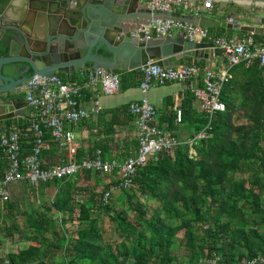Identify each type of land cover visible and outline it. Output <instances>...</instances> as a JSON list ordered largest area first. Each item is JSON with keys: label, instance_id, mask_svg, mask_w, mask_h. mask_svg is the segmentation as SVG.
<instances>
[{"label": "trees", "instance_id": "trees-1", "mask_svg": "<svg viewBox=\"0 0 264 264\" xmlns=\"http://www.w3.org/2000/svg\"><path fill=\"white\" fill-rule=\"evenodd\" d=\"M226 7L227 11L241 9L235 4L223 9ZM210 32L222 35L228 30ZM255 36L264 39V35ZM102 54L110 56L105 50ZM184 61L201 70L198 80L203 86L208 64L189 58ZM115 72L121 75L122 89L142 74L139 70ZM230 72L232 77L222 93L227 110L215 116L212 137L196 147L197 157H191L184 147L149 159L137 169L129 190L114 193L120 194L119 210L103 200L115 183L105 184L103 174L82 170L70 178L40 183L43 210L34 206L25 211L33 227L30 245L9 253L7 264H35L36 260L45 264L50 255L46 247L49 232L57 236L55 247L69 259L62 264H131L132 260V264H203L214 254L221 255L226 264H248L264 256V65L255 59L250 66L241 63ZM187 95L189 99L178 109L182 121L193 119V132L199 134L210 118L193 114L190 103L195 96L192 91ZM236 106L244 109L241 115ZM171 113L172 128L177 114L175 110ZM58 145L48 131L41 156L43 168L66 161L67 152L55 148ZM4 156L2 151V177L7 164ZM85 158L86 153L80 152L79 160ZM53 185L57 191L48 200L47 190ZM14 187L12 199L0 202V233L7 239L29 233L21 230L17 219ZM61 213L62 226L57 231L60 219L54 217ZM69 221L77 223L73 236Z\"/></svg>", "mask_w": 264, "mask_h": 264}, {"label": "built area", "instance_id": "built-area-1", "mask_svg": "<svg viewBox=\"0 0 264 264\" xmlns=\"http://www.w3.org/2000/svg\"><path fill=\"white\" fill-rule=\"evenodd\" d=\"M202 1V2H200ZM147 0L148 7L162 12H177L180 9L196 12L199 17L201 10H213L218 6L219 13L224 14L223 7L235 4L252 12L264 9V2H245L230 0ZM174 32L183 34L190 42H210L217 49L223 50V56L228 61V72L216 73L206 70L204 85L191 88L193 96L198 101L201 110L206 113L210 122L204 131L199 133L187 144L174 138L164 130L159 120L157 107L145 96L142 100L132 101L130 112L137 117L139 133V149L137 154L124 162L108 161L102 150L96 157L79 160V144L70 126L79 124L83 119L92 118L102 112L103 106L99 99L94 100L90 107H82L80 99L86 91L100 88L106 95H116L122 91L121 75L104 68H88L80 71L81 83L65 81L60 75L43 77L33 76L26 88V101L35 111L36 119L25 124L4 128L0 132V163L2 151L7 160L5 177L0 175V202L5 203L13 197V187L21 182L37 186L40 183L53 182L65 177H73L82 170L103 175L118 174V179L105 194L103 200L110 203L114 193L129 190L132 178L139 167L144 166L151 158L169 152L174 154L180 148L188 147L189 155L197 157L196 147L212 135V123L217 114L226 112L227 105L222 100V93L229 80V71L240 63L251 65L255 59H260L264 65V42L252 45L249 38L219 37L211 34L207 28L198 24L184 22L163 16H155L147 22L136 26L131 34L143 40L155 38H172ZM199 38L202 40L200 41ZM141 88L149 93L156 84L165 83H196L201 70L197 66L185 67L189 70V78L184 72L170 67L153 65L141 67ZM177 121H182V111L176 110ZM57 140L59 145L67 150V159L48 168L41 166V156L47 146V135ZM225 259L214 254L203 264H226ZM248 264H264V256L248 262Z\"/></svg>", "mask_w": 264, "mask_h": 264}, {"label": "water", "instance_id": "water-1", "mask_svg": "<svg viewBox=\"0 0 264 264\" xmlns=\"http://www.w3.org/2000/svg\"><path fill=\"white\" fill-rule=\"evenodd\" d=\"M145 11L177 20L188 18V23L207 30L264 35V24L244 23L237 13L223 20L191 17L152 10L146 0H0V125L22 116L20 105L28 104L22 93L35 75L64 73L69 77L88 68L140 71L151 63L178 69L189 78L188 68L173 64L172 59L212 64L217 55L223 56L215 44L190 42L180 33L150 40L134 37L123 24ZM103 50L110 56L102 54ZM188 85L200 87L201 81Z\"/></svg>", "mask_w": 264, "mask_h": 264}, {"label": "crops", "instance_id": "crops-1", "mask_svg": "<svg viewBox=\"0 0 264 264\" xmlns=\"http://www.w3.org/2000/svg\"><path fill=\"white\" fill-rule=\"evenodd\" d=\"M226 8L224 10V14L219 13V9L221 10L222 6H218L213 10H201V14L199 17L204 16L215 20H223L226 16H228L231 13H237L242 15L241 21H243L244 23H255L261 25L264 24L261 22V19L264 18V9L262 8L259 11H255V12L243 8L237 10L238 12L231 11V9L227 11L228 7ZM176 13L185 16L198 17L196 12L188 11L185 9H180ZM155 16L156 15H154L153 13L145 11L144 13L140 14L138 18L132 19L123 25L128 33H132L135 31L136 26H138L140 23L147 22L148 20L152 19ZM182 20L191 22L190 19L188 18ZM211 34L219 37H230V38H238V39L249 38L253 46L259 45L260 43L264 42V39L255 36L261 34H255L254 35L255 37L253 36V34L252 36H246L244 32L236 31V30H228L227 33L222 35L219 34V32H215ZM184 59L187 58L177 57L175 59H172L171 61L173 64L180 65L182 67H189L187 62L184 61ZM207 69L212 70L216 73L228 72L229 70L228 61L224 56L217 55L214 62L212 64H208ZM80 71L81 70L74 72L69 77H66L64 73H58V75L65 77L66 80L71 78V80L68 82L81 83L83 79L79 74ZM230 77H232V74L229 71V78ZM141 81H142V74H140L138 78H136L135 82L130 80L127 83L129 87H126L125 89L123 88L120 93L113 96L106 95L98 87L85 92L84 96H82V98L80 99L82 107H90L92 105V102H94V100L99 99L102 103L103 109L99 115L94 116L92 118L83 119L79 124L69 127L70 130H72L75 133L77 143L79 144L80 147L79 153L80 152L86 153V158L96 157L98 150H102L103 152L104 151L106 152L107 159L104 157L106 160L108 161L118 160L121 163L135 156L139 149V133H138L137 117L130 113L129 105L132 101L142 100L145 96L149 97V99L157 107L159 112V120L161 122V125L164 127V130L171 133V135L174 138H176L178 141H180L183 144H187L198 135L197 132H193V128H195V126H193V124L191 123L193 119L190 122L187 121L178 122L176 118V121L174 122L172 128L169 123V119H170L169 115L173 116L171 111L175 110L176 113V110H178V107H180L183 104V101L189 99V96L187 95L188 91H192V89L189 88V85L183 83H170V82L165 84H156L151 88V91L146 94L141 88ZM198 81H196V83ZM200 81L202 82V80ZM25 93H26V89H24L22 93L24 100H26V97L24 96ZM173 103H174L173 105L174 107L172 106L171 108V105ZM190 107L192 108L193 114L199 115L201 113H204L201 110V107L198 101L196 100V98L190 103ZM28 109L31 110L30 113L27 111ZM20 110L23 111L22 116L1 123L0 131L4 130V128L25 124L27 122L36 119L35 111L32 108V106H29L28 104H22L20 105ZM235 110L236 112H240V115L244 111V109L240 106H236ZM100 145H102L103 147L100 148L99 147ZM59 146L60 145L55 146V148ZM64 151L67 152V150ZM93 152H96L94 153V156L91 155V153ZM103 176H105L106 178L104 179L105 184L110 182L116 183L119 177L118 174H114V173ZM38 186L39 185H37L36 187L38 188ZM56 191L57 189L54 185L49 187L47 190L48 197L50 195V197L53 198L54 195L56 194ZM62 217H63L62 213L54 217V219H58V218L60 219L56 226L57 231H60V227L62 226L61 223V220L63 219ZM64 218L68 219V216L64 215ZM17 219L18 222L20 223L21 230L29 231V233H26L24 235L18 233L15 235V237H11L8 239L9 243L6 244V249H4L2 251V254H0V259L2 260L0 264L8 263L7 255L9 253H16L18 250L23 249L25 247L28 248L30 245L28 237L33 235V233L31 232L33 230V227L30 226L27 217L24 218L18 217ZM47 219L50 220V218ZM67 224L69 225L70 221ZM46 237L48 239L46 241L48 246L46 247H47V251L50 252V255L45 264H62L65 260H67L68 262L69 259L65 257L64 254L60 253L58 248H56L54 245L56 244L57 236L49 232ZM115 240L118 239L116 238ZM51 244L54 246H52ZM133 262L134 261L132 260L131 264ZM38 263H40V260H36L35 264Z\"/></svg>", "mask_w": 264, "mask_h": 264}, {"label": "rangeland", "instance_id": "rangeland-1", "mask_svg": "<svg viewBox=\"0 0 264 264\" xmlns=\"http://www.w3.org/2000/svg\"><path fill=\"white\" fill-rule=\"evenodd\" d=\"M177 32H174V35H177ZM201 41L202 39L199 38ZM26 93L24 96L26 97ZM29 113L31 112L30 109L27 110ZM105 177V176H104ZM19 185L14 187V201L18 203L17 213L19 214L18 217H26L25 211L32 210L33 207H37L38 209H43V202L44 198L43 195L40 193L38 188L36 186L30 185L28 182H21L18 183ZM120 194H113L111 197V204L113 203L116 210L121 209L119 206L122 205L121 202L118 201ZM51 197L49 195L48 200H50ZM132 215V213H130ZM107 223H110L109 219L107 218ZM60 227V225H59ZM68 229L70 231V234L73 236L75 231L77 230V223L69 224ZM183 232H181V236H183ZM9 243V240L5 238V235L0 233V254H2V251L6 249V244ZM17 250V249H16ZM3 256V255H2Z\"/></svg>", "mask_w": 264, "mask_h": 264}, {"label": "flooded vegetation", "instance_id": "flooded-vegetation-1", "mask_svg": "<svg viewBox=\"0 0 264 264\" xmlns=\"http://www.w3.org/2000/svg\"><path fill=\"white\" fill-rule=\"evenodd\" d=\"M29 76H32V74L30 73ZM24 98V97H23Z\"/></svg>", "mask_w": 264, "mask_h": 264}]
</instances>
